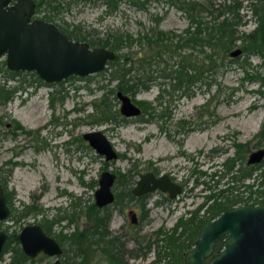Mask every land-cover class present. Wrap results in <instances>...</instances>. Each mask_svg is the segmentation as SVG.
Returning <instances> with one entry per match:
<instances>
[{
    "label": "rangeland",
    "instance_id": "374dc122",
    "mask_svg": "<svg viewBox=\"0 0 264 264\" xmlns=\"http://www.w3.org/2000/svg\"><path fill=\"white\" fill-rule=\"evenodd\" d=\"M61 1L63 4L60 10L51 15L49 21L64 33H69L71 39L76 36L75 40L83 38L81 41L86 42L103 38L107 32L114 31L127 32L132 37L140 30L172 31L183 35L188 22L187 12L175 5L179 3L178 0H175V4L169 0H119L117 8L110 12H105V7L99 0ZM209 1L214 6L223 2L207 0V3ZM215 12L214 10L213 14ZM238 12L241 15L240 24L236 26L238 33L251 30L255 25L253 18L246 15L248 12L244 7ZM198 14L208 25L212 23V17L207 11ZM42 15L43 11L34 10V17ZM155 18L157 22L154 21ZM176 40L171 38V42ZM236 47H240L239 41L230 50ZM137 49V44L129 47L133 52L131 60L134 65L137 64L134 54ZM204 50L208 51V48L205 47ZM122 51L125 49H121ZM177 51L181 54L190 51L192 55L197 54L196 49L190 46L178 47ZM162 57L168 62L179 58L178 55L167 58L166 52ZM2 60L3 56H0V62ZM206 63L203 61L201 66L205 67ZM215 63L219 65L216 68H206L203 80L193 82L186 93L164 92L163 101L157 107L160 109L165 105V111H169V118L164 121L163 118L138 120L131 117L118 125L91 122L86 114L92 111L91 100L106 88L101 84L105 83L110 70L109 64L105 65V70L103 68L93 74L63 81L37 84L32 80L31 83H23L24 89L18 88L9 100L0 103V181L9 192V208L19 209L22 203L33 204L43 209V215L47 218L55 213L73 215L75 222H61L65 223L63 232H70L76 226L86 224L85 213L79 211L78 207L85 208L88 203L93 202L97 177L103 169L119 170L126 174L123 180L126 182H113L114 193L126 186L131 188L138 173L147 170V167H153L158 173L166 172L182 184L181 191L172 198L159 189L146 193L143 201L147 214L144 219H139L138 224H132L128 216L129 210L139 211L138 200L123 197L120 202L112 201L108 205L107 227L111 234H119L124 242L126 263L149 264L155 246L151 244V248L147 250L137 249L136 255L133 254V249L143 247L145 240L152 241L153 230L158 226L167 230L179 216L187 218L192 215L205 193L227 184L229 173H211L219 161L231 154L232 141L246 142L247 152L259 146L255 145L254 134L264 120L262 58L254 52L242 51L233 56L228 52L226 57ZM162 64L163 60L152 61L150 68ZM29 71L19 70V74L7 79L5 84L15 86L20 77L32 79L33 75ZM152 74L156 72L153 70ZM2 77L0 72V82ZM164 80L166 78L156 76L148 87L137 90L134 97L154 104L159 90L158 83ZM112 83L113 81L107 86ZM164 87L166 89L165 85ZM54 89H59L57 94L63 93L64 97L53 101L51 106L48 92ZM109 98L113 107L118 108V99L111 95ZM53 116L57 117L54 125L50 122ZM11 119L18 121L21 127L13 129V134L9 132L12 126L8 122ZM178 119L187 121L184 124L185 131L177 127ZM198 120L199 123L205 121V125L197 124ZM62 121L64 123L60 124ZM95 128H100L116 151L124 156L105 161L102 155L79 138L81 132ZM58 130L61 133L54 135ZM60 138L71 139V152L54 145ZM136 146L139 147L138 150L135 149ZM28 178L29 183L22 186L24 179ZM216 179H219L217 185ZM245 181L249 182L250 179ZM240 194L245 196L248 191ZM255 194L252 192L248 194L250 196L246 195L250 198L248 202L256 198ZM77 202L78 205L75 206ZM201 209L198 208L196 216L202 213ZM41 215L42 213L28 214L15 221L9 212L1 221L0 228L7 233L18 231L22 225L39 220ZM163 243L162 239L161 245ZM143 250L145 254L142 255ZM8 261L9 252H4L0 264ZM51 261V257H41L25 264H50Z\"/></svg>",
    "mask_w": 264,
    "mask_h": 264
},
{
    "label": "trees",
    "instance_id": "16d2710c",
    "mask_svg": "<svg viewBox=\"0 0 264 264\" xmlns=\"http://www.w3.org/2000/svg\"><path fill=\"white\" fill-rule=\"evenodd\" d=\"M34 1V10L36 12L39 10L43 11V15L40 17L47 20L50 19L51 15L57 13L63 4L61 0ZM99 1L104 5L105 12H110L117 8L119 0ZM178 1L179 3L175 4V0H169V2L187 12L188 22L183 30V35L172 31L140 30L137 31L135 37H132L130 33L114 31L107 32L103 38L88 42L90 46H106L115 51L114 58L106 62V64H109L110 70L105 83L101 84V86L106 88L91 100L92 111L86 114L92 123L110 122L118 125L120 122L128 120V118L119 113L118 108L113 107L109 95L117 99L116 91L120 90L133 97L137 90L148 87L156 76L166 78V80L158 83L159 90L154 98L156 102L152 104L147 100H134L141 107L140 115L137 117L138 120L160 118L163 113V106L159 107L160 109L157 107L163 101L164 92L177 91L186 93V90L193 82H201L203 80V72L206 68H216L219 65L215 61L226 57L227 53L231 51L230 48L236 45V41H239L240 52L258 54L262 58L264 66V0H244V4H242L243 0H223L221 3H216V6L210 1L207 3V0H204L206 3L203 0ZM243 7L248 12L246 15L253 18L255 25L247 32L241 31L238 33L236 26L240 24L241 19L238 10ZM214 10L216 12L213 14ZM201 11H207L208 15L212 17L211 24L208 25L207 22L201 20L198 14ZM154 21L157 22V18ZM65 34L71 38L69 33ZM171 38H176L177 40L171 42ZM74 39H77L76 36ZM80 39L83 40V38ZM131 44L138 45V49L134 53L136 54V65L131 60L133 57L131 55L133 52L129 50ZM183 46L195 48L197 54L192 55L191 51L186 54L179 53L177 48ZM205 47L208 48V51L204 50ZM123 48L125 51L121 52ZM164 52L167 53V58H172L173 55H178L179 58H173L171 62H168L167 59L162 57ZM198 56L199 58H197ZM195 58L197 59L195 60ZM159 60H163L161 66L157 65L153 69L150 68L152 61L156 62ZM203 61L207 62L205 67L201 66ZM105 69L106 66L104 67ZM153 70L156 74H152ZM0 72L3 75L0 82V103L9 100L18 88L24 89L25 85L23 83H31L32 80H35L37 84H48L43 82L33 71H29L33 75L32 79L20 77L18 84L15 86L5 84L7 79L17 76L19 70L7 69L4 60L0 62ZM75 76L71 74L61 80L74 78ZM111 81L113 83L108 87L107 85ZM261 81L264 83V77H262ZM59 91V89H54L48 92L51 106L53 101L61 100L64 97L63 93L57 94ZM12 120L14 128L20 127L18 121ZM254 137L257 138V145H264V120L261 122ZM232 144L234 145L236 157L241 153L243 157V153L246 152V142L232 141ZM135 149L138 150L139 147L136 146ZM117 156H124V154L117 152ZM103 164L106 165L105 161H103ZM216 165L217 167L213 168L211 175L220 172L222 174L229 173L227 184L205 193L201 203L189 217L183 218L179 216L167 230H163L160 227L164 243L161 245V253L159 254V250H157L155 258H152L149 264H184L182 254L191 247L197 236L199 225L215 217L221 212L219 210L233 207L241 201L243 195L240 193L243 191L247 190L248 194L255 192L256 198L253 202L257 201L259 204H264V159L259 164L252 166L242 162L238 164L235 157L229 155ZM114 171L116 173V184L126 182H123L126 176L125 172ZM245 179H250V181H245ZM215 184H219V179H216ZM253 186L254 189H252ZM5 195L9 206L11 204L8 193L5 192ZM145 196V194L133 195L130 188L126 186L120 192L114 193L113 201L114 203L120 202L123 197L136 199L139 201L138 210L142 217H145L147 214L143 201ZM76 205H78V202ZM108 205L97 207L94 202H90L85 208L82 206L78 207L79 211H84L87 222L82 226H76L70 232H63L65 223H61L64 220L67 221V224L74 221L73 215L67 213H55L51 218H47L46 215H43V209L37 205L22 203V207L19 209L11 207L10 216L15 221H18L25 215L42 213L41 218L36 222L61 244L64 256L62 264H127L125 254L127 251L124 248V242L119 238V234H111L107 227L109 218ZM198 208H202V213L196 216ZM158 230H156L157 235H159ZM156 239H158L157 236ZM143 247L146 250L149 249L150 241L146 240ZM138 248L140 249V246ZM133 251L135 252V249ZM4 252H9V261L6 264H25L34 260V258L28 257L22 252L17 240V231L15 230L7 233L0 252V258ZM144 253L145 251L141 254L143 255ZM133 254L136 255L135 253Z\"/></svg>",
    "mask_w": 264,
    "mask_h": 264
},
{
    "label": "water",
    "instance_id": "95a60500",
    "mask_svg": "<svg viewBox=\"0 0 264 264\" xmlns=\"http://www.w3.org/2000/svg\"><path fill=\"white\" fill-rule=\"evenodd\" d=\"M34 0H0V56L9 70H30L45 82H55L68 75L84 76L99 72L114 58L115 51L106 46H90L88 42L67 37L52 21L34 17ZM241 51L236 47L233 56ZM118 111L122 116L140 112L129 94L116 91ZM81 137L94 151L108 161L117 157V151L100 128L81 132ZM264 147L248 153L246 162H259ZM115 173L100 171L94 190L97 207L110 204L114 199L112 185ZM165 191L169 198L180 192V184L167 173L155 175L151 171L138 174L131 193L138 196L148 191ZM133 220L135 213L129 210ZM10 212L0 184V221ZM7 232L0 229V252ZM221 248L211 254L217 238ZM22 252L33 257L38 252L55 256L51 264H61L57 255L61 246L36 221L28 222L17 231ZM184 264H264V204H240L225 209L212 219L201 223L191 247L182 254Z\"/></svg>",
    "mask_w": 264,
    "mask_h": 264
},
{
    "label": "flooded vegetation",
    "instance_id": "af4514ba",
    "mask_svg": "<svg viewBox=\"0 0 264 264\" xmlns=\"http://www.w3.org/2000/svg\"><path fill=\"white\" fill-rule=\"evenodd\" d=\"M43 81V80H42ZM43 82H45V81H43ZM130 96V98H131V100L135 103V104H137L138 105V103H136L135 102V100L134 99H136L134 96L132 97L131 95H129ZM139 106V105H138ZM139 108H140V112H141V107L139 106ZM163 108V113H162V115L160 116V118H163V121L165 120V119H167V118H169V111H165V105L162 107ZM140 112L139 113H137V114H135V115H131V116H124V117H126V118H131V117H139V115H140ZM179 121H176L177 122V127L179 128V130L181 129V131H185V127H184V124L187 122L185 119H178ZM55 121H57V117L56 116H53L52 118H51V120H50V122L54 125V123H55ZM9 124H10V126H12V128H11V130L9 131L10 133H12L13 134V129H15L14 127H13V120L11 119L10 120V122H8ZM64 122L62 121V122H60V124H63ZM199 123V120L197 121V124ZM201 126H204L205 125V121H200V123H199ZM258 131V130H257ZM256 131V132H257ZM61 133V131L60 130H58V131H56V132H54V135H59ZM80 137H81V134H80ZM82 138V137H81ZM255 138V145L257 146V138L256 137H254ZM84 140V139H83ZM85 141V140H84ZM86 142V141H85ZM70 144H71V139L70 138H60V140H58V141H56V143H54V145L55 146H57V147H62V149L63 150H65L66 152H71L72 151V149L70 148ZM259 145V144H258ZM232 146V152H231V154H230V156L231 155H233L234 157H235V160L237 161V163L239 164V162H242V163H244V164H246V165H256V164H259L260 163V161H262L263 159H264V155H263V157L261 158V160L259 161V162H254V163H247L246 162V158H247V155H248V153L249 152H251L252 150H254V149H257V148H259V147H264V145H259V146H257V147H255L254 149H251V150H249L248 152H247V154H246V152H244L243 153V157H242V153L238 156V157H236V154H235V150H234V145L232 144L231 145ZM246 147V146H245ZM247 150V149H246ZM245 154H246V156H245ZM229 156V155H228ZM156 169H154L153 167H147V170H145V171H151V172H153L155 175H157V174H159L158 172H156L155 171ZM145 171H143V172H145ZM114 173H115V171H113ZM139 173H141V172H139ZM138 173V174H139ZM160 173H166V172H160ZM168 174V173H167ZM169 175V174H168ZM138 177V176H137ZM170 177V176H169ZM171 179H173L172 177H170ZM115 180H116V173H115ZM114 180V181H115ZM174 180V179H173ZM135 182V181H134ZM179 184H180V191H181V189H182V184L179 182V181H177ZM0 184H1V186H2V189H3V192H4V195H5V192H7L8 194H9V192L4 188V186L2 185V183H1V181H0ZM155 190V189H154ZM112 191H113V189H112ZM130 191H131V188H130ZM153 191V190H152ZM161 191V190H160ZM148 192H151V191H148ZM148 192H146V193H148ZM113 193H114V191H113ZM146 193H143V194H146ZM162 193L164 194H166L167 195V193L165 192V191H162ZM134 195V194H133ZM142 195V194H141ZM136 196V195H135ZM139 196V195H138ZM168 197V196H167ZM5 198H6V195H5ZM250 198H248L247 196H243V198L241 199V201H239L237 204H235L234 206H236V205H240V204H246V203H251V202H253L254 200H252V201H250V202H248V200H249ZM7 202V201H6ZM229 208H231V207H228V208H224V209H221V210H219V211H224L225 209H229ZM129 212L130 211H128V216H129V221L132 223V224H138L139 223V219L141 218V220L142 219H144V217H142V215H141V213H140V211H135V210H133V212L135 213V218L132 220L131 219V217H130V215H129ZM2 221V220H1ZM1 221H0V223H1ZM160 227L161 226H158L157 228H155L154 230H153V238H152V241H150V246H151V244H152V246H155V250H153V257L152 258H155V256H156V254H157V250H159L158 252H159V254L161 253V242H162V233H161V229H160ZM1 229V228H0ZM159 229V230H158ZM156 230H158L157 232H159V235H157L156 234ZM156 236L158 237V239H156ZM136 238H138V237H136ZM139 239V238H138ZM57 241V240H56ZM146 241V240H145ZM58 242V241H57ZM59 243V242H58ZM59 245L61 246V244L59 243ZM221 246H222V240H221V237L220 238H217L216 240H215V242H214V244H213V246H212V251H211V254L210 255H208L207 257H206V259H209L210 258V256L212 255V254H214L215 252H217L220 248H221ZM141 248H143L144 249V247H140V249ZM151 248V247H150ZM139 249V248H138ZM139 249V250H140ZM62 246H61V252H60V254H58L57 255V257H58V259H59V261H60V263L62 264V260H63V257L64 256H62L63 255V252H62ZM135 250H137V249H135ZM144 252V250L142 251V253ZM134 253H137L136 251L134 252ZM145 254V253H144ZM29 257V256H28ZM43 258V257H51L52 258V261H53V259H54V257L55 256H50V255H46V254H44V253H42L41 251L40 252H38V253H36V255H34L33 257H31V258H34V260H36V259H38V258ZM33 260V261H34ZM52 261L50 262V264L52 263Z\"/></svg>",
    "mask_w": 264,
    "mask_h": 264
},
{
    "label": "bare ground",
    "instance_id": "6f19581e",
    "mask_svg": "<svg viewBox=\"0 0 264 264\" xmlns=\"http://www.w3.org/2000/svg\"><path fill=\"white\" fill-rule=\"evenodd\" d=\"M29 178L28 179H24V182L22 183V186H25L26 184H28L29 183Z\"/></svg>",
    "mask_w": 264,
    "mask_h": 264
}]
</instances>
